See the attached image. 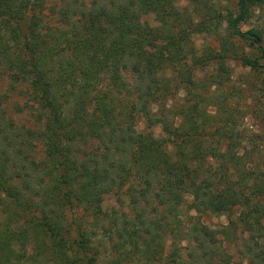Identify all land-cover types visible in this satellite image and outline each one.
I'll return each mask as SVG.
<instances>
[{"label": "trees", "instance_id": "trees-1", "mask_svg": "<svg viewBox=\"0 0 264 264\" xmlns=\"http://www.w3.org/2000/svg\"><path fill=\"white\" fill-rule=\"evenodd\" d=\"M227 1L200 54L192 34L221 16L206 0H0V264H264V160L240 152L227 63L264 71V28L240 26L264 0Z\"/></svg>", "mask_w": 264, "mask_h": 264}, {"label": "rangeland", "instance_id": "rangeland-1", "mask_svg": "<svg viewBox=\"0 0 264 264\" xmlns=\"http://www.w3.org/2000/svg\"><path fill=\"white\" fill-rule=\"evenodd\" d=\"M206 2V7L209 6L212 10L211 12L218 14V16L221 14V16L213 18V21L211 22L213 33L195 32L192 34V40L196 44V48L200 54L208 47H218V36L226 33L227 30L228 22L226 16L230 14L232 17H235L237 12V7L233 1L206 0ZM177 5L181 9H191L194 8L196 4H192L191 0H177ZM144 18L151 25L161 24L164 19L161 14L154 13L146 15ZM199 18L200 17L195 20ZM240 26L243 30H247L254 26L264 28V10L261 13L256 11V14H253V16H251L247 21L242 20L240 22ZM249 44V42L243 41V43H241L242 49L240 50H243L246 53L251 52V49L248 47ZM227 63L232 70L230 74L232 86H234L236 90H241V93H237V97L235 98L239 103L238 106L242 108V112H240L236 117V130L239 129L242 134V139L239 142H242L243 145L245 144L243 147H240V152L250 150L256 159L262 158V160H264V96L262 94V90L260 89L264 84V71H262V73H255L249 67L244 66L241 61L234 58H229ZM215 65L216 63L212 62L210 68H203L204 71L199 73L198 78L203 79L205 74L211 71L212 67ZM247 88L251 89L247 91ZM171 94L172 95L167 97L165 100L167 106L185 102L187 90L183 88V85H180V87L174 89V92ZM24 101L25 99L21 96H11V103L8 105L9 110L16 112L13 104L16 102L23 104ZM155 108H157V105H155ZM209 111L214 112V106L209 107ZM26 114L27 113L24 115L17 114L18 116H16L21 122H26L29 120V117L26 116ZM155 132L156 135L160 137L170 136L167 133L162 132L159 127L155 129ZM237 142L238 141H236V143ZM8 172L9 171L5 168L4 172H2L3 176H6ZM120 203V199H118L117 196L110 195L106 197L102 208L106 212L112 213L114 209L120 206ZM235 210L236 213H239L240 211L239 207ZM184 211H187L186 207ZM203 220L210 226L218 228L228 222V216L209 213L203 215ZM227 249L234 255V259L236 261L242 262L243 260L246 263L244 255L239 252L238 248L233 247L231 244H227ZM156 254L157 255L154 256V258L159 257L158 253ZM149 262L150 264H154V259H151Z\"/></svg>", "mask_w": 264, "mask_h": 264}]
</instances>
